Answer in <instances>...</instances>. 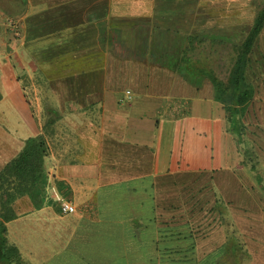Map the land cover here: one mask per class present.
Masks as SVG:
<instances>
[{"label": "crops", "instance_id": "crops-1", "mask_svg": "<svg viewBox=\"0 0 264 264\" xmlns=\"http://www.w3.org/2000/svg\"><path fill=\"white\" fill-rule=\"evenodd\" d=\"M261 8L0 0V169L41 135L50 177L46 203L15 197L4 225L60 220L53 233H67L42 260L3 264H158L167 244L180 264H264V24L246 53L251 98L231 113L210 79H227Z\"/></svg>", "mask_w": 264, "mask_h": 264}, {"label": "trees", "instance_id": "trees-1", "mask_svg": "<svg viewBox=\"0 0 264 264\" xmlns=\"http://www.w3.org/2000/svg\"><path fill=\"white\" fill-rule=\"evenodd\" d=\"M262 24H264V8L257 12L248 36L239 46L227 79L222 80L215 75L210 77L216 99L221 101L231 113L235 107L251 98V90L245 86L244 69L248 61L246 53L251 48ZM47 160L48 146L41 135H36L27 138L18 154L0 169V239L1 233L5 231L4 222L13 217L10 204L15 197L26 194L34 203L36 198L40 199L37 200L38 203H46L50 184ZM139 219H141L140 223H153V217L145 216ZM175 235L177 234H170L168 231L160 232V236L166 240H173ZM156 251L160 256L158 264H180L179 259L173 257L175 253H179V250L172 248L170 244L159 245ZM11 257L19 259L15 246L7 244L3 247L0 243V264Z\"/></svg>", "mask_w": 264, "mask_h": 264}, {"label": "rangeland", "instance_id": "rangeland-1", "mask_svg": "<svg viewBox=\"0 0 264 264\" xmlns=\"http://www.w3.org/2000/svg\"><path fill=\"white\" fill-rule=\"evenodd\" d=\"M222 52H224V50H222L221 53ZM221 61H223V64H226L227 57L224 56L223 58H221ZM222 68H225V66L223 65ZM14 74L17 77H19L22 85L24 86L29 84L31 81V78H28L26 74L22 72L19 68L15 69ZM219 75L221 77H225L226 72H221ZM38 76H39L38 74L35 75L34 80H36ZM2 106H3L2 108H4L3 103ZM1 110L2 109H0V111ZM0 122L3 123L1 119ZM219 150L220 153L222 154L223 151H226V148H219ZM208 152L209 149L207 150V154L205 153V155H208ZM211 154L213 158L209 159L208 163L209 161L212 163L216 158L215 154H213L212 152ZM198 163L199 161L197 159L196 160L194 159L193 161H189V164L192 166H196L198 165ZM55 226L61 228L62 221L59 220L57 222V220H54L53 222H51L50 220V222H47V220L45 219L35 220L34 217L12 221L5 226V231L1 233L2 238L0 239V243L3 247L7 246V244L11 245L13 244V242L16 243L20 249V254H21L19 255L18 252V257H21L26 261L28 259H33L34 261L37 262L39 260L44 259V255L46 257L47 253L52 251L51 243L55 241H62L65 239V236L67 235L66 230L64 229L63 231H60L57 234L53 233V231L55 230L54 229ZM11 260H14L13 257H11Z\"/></svg>", "mask_w": 264, "mask_h": 264}, {"label": "built area", "instance_id": "built-area-1", "mask_svg": "<svg viewBox=\"0 0 264 264\" xmlns=\"http://www.w3.org/2000/svg\"><path fill=\"white\" fill-rule=\"evenodd\" d=\"M127 93H129V91H127ZM52 194L58 204L60 212L71 213L76 210L75 204L68 200L66 197L62 196L56 189H52Z\"/></svg>", "mask_w": 264, "mask_h": 264}]
</instances>
